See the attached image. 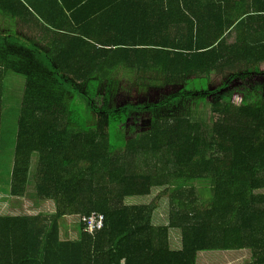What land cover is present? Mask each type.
<instances>
[{
	"label": "trees",
	"instance_id": "obj_1",
	"mask_svg": "<svg viewBox=\"0 0 264 264\" xmlns=\"http://www.w3.org/2000/svg\"><path fill=\"white\" fill-rule=\"evenodd\" d=\"M187 3L186 37L179 41L144 42L154 29L149 17L132 13L130 19L124 5L118 12L127 13L126 26L98 34L81 27L65 35L39 20L38 28L0 32V168L5 100L10 97V110L20 112L14 167L3 193L18 206L29 199L57 207L53 216L35 209L0 216V264H198L200 255L232 252L264 264V97L233 88L264 77V0ZM109 31L110 38L126 31L129 39L101 40ZM10 75L23 87L11 84L16 91L11 86L6 93ZM122 76L140 89L197 81L209 89L151 106L153 126L129 138L125 128L135 109L111 110L108 95L100 93L103 85L117 88ZM231 87L237 99L214 100ZM203 103L210 110L201 118ZM158 190L150 205L126 204L152 199ZM167 196L170 226L157 228L155 206ZM94 214L104 216L105 228L90 236L83 220ZM66 218L79 222L76 241L62 238ZM172 231L182 232L181 251L172 249Z\"/></svg>",
	"mask_w": 264,
	"mask_h": 264
},
{
	"label": "rangeland",
	"instance_id": "obj_2",
	"mask_svg": "<svg viewBox=\"0 0 264 264\" xmlns=\"http://www.w3.org/2000/svg\"><path fill=\"white\" fill-rule=\"evenodd\" d=\"M8 31L15 32V29H8ZM263 74H264V65H263ZM11 78H14L11 80ZM19 79V78H18ZM11 80V81H10ZM120 84L117 88L111 89L110 85H103L100 89V93L109 97V108L111 110L132 107L135 109L129 115L128 125L125 128V135L129 138L135 137L140 133H147L150 127L153 126L155 122V114L152 111V107L154 105H159L161 102L168 100L174 95H178L182 92H190L193 90H202L206 91L209 85L203 83L201 81L195 82L192 86L190 83L186 85H179L175 87H168L166 89H150L151 84L147 83L144 89H140L137 82L132 79L126 77L125 79L122 76V80H120ZM24 82V81H22ZM6 83V82H5ZM17 84L20 89L23 87V83L16 79L15 76L10 75L7 83L5 84L6 93L10 91L12 85ZM216 84V82L214 83ZM13 87V86H12ZM225 88V85H221L220 89ZM234 90L241 92H247L248 90L255 91L261 94L264 97V77L262 78H254L246 84H236L233 87ZM233 88L225 89V91L221 93H217L215 95L214 100L221 101L226 100L230 97L231 100H235L238 98L236 91ZM12 89L15 90L13 87ZM11 89V90H12ZM193 89V90H192ZM209 89V88H208ZM219 89H213L211 92L216 93ZM236 93V95H235ZM13 96V95H12ZM235 96V97H234ZM16 97L20 98L19 94H16ZM14 100L15 98L12 97ZM12 99L9 97L5 100V113H4V121H3V129H2V145H3V162L0 168L1 173V190L2 195L0 197V216H18L21 214H33L34 212L31 209H35L37 212L46 213L47 216L56 215L57 207L54 203L44 202L40 203L38 201L24 199L21 200V204L18 206L16 201L8 196V194L3 193L7 192L8 186L7 181L10 180L11 169L14 167L15 160V149H16V138L18 134V117L20 112H17L16 109L13 111L10 110ZM210 102V101H209ZM209 104V103H208ZM16 105V104H15ZM13 106V105H12ZM17 107H20V101L17 100ZM87 107V106H86ZM200 109L197 111L201 113L196 118H204L207 111L210 110L209 107L204 106V103L200 105ZM207 117V116H206ZM32 175H34L38 169V156L36 155L33 164H32ZM159 191V190H158ZM151 198H135V199H127L126 204L129 206H144L152 204L153 200L159 198L161 191ZM199 198L202 200H208V197L203 194L201 190H199ZM30 195L32 194L29 191ZM162 194V193H161ZM163 203H159V205L155 206L156 210L153 216V224L157 228H167L170 226V198L163 197ZM32 205V206H31ZM13 207H15L14 212L12 211ZM21 212V213H20ZM79 222L76 218H66L61 223L62 228V238L63 240L68 241H76L79 238L78 232ZM171 246L174 251H181L183 249V235L181 231H172L171 237ZM198 264H251L250 254L246 252H232V253H212V254H203L199 256Z\"/></svg>",
	"mask_w": 264,
	"mask_h": 264
},
{
	"label": "crops",
	"instance_id": "obj_3",
	"mask_svg": "<svg viewBox=\"0 0 264 264\" xmlns=\"http://www.w3.org/2000/svg\"><path fill=\"white\" fill-rule=\"evenodd\" d=\"M0 0V32L5 28L20 29L28 27L38 28V20L53 31L70 35L77 32L79 28L88 29L89 34L96 33L99 29H117L126 26L128 18L126 14L118 12V6L124 5L125 10H130L129 18L132 13H144L149 18V25L154 27L148 35L143 36L144 42L179 41L186 37L187 27L183 24L184 15L188 13L189 4L187 0H130L128 4H120V1L128 0ZM85 3H91L87 6ZM85 8L83 9V7ZM171 11L176 13V17H168L166 13ZM136 15V14H135ZM140 16L136 15V19ZM187 17V16H186ZM91 19V20H89ZM100 19L108 22L101 23ZM147 19V18H146ZM147 24V23H146ZM149 27V26H148ZM147 28V27H146ZM137 29V26H135ZM148 29V28H147ZM148 29V31H150ZM26 31V30H25ZM112 31V30H111ZM111 31L105 32L101 40H114L115 42L127 41L125 34L110 38ZM20 33V32H19ZM22 34V32H21ZM52 34V33H51ZM158 35V37L156 36ZM142 34H140V37ZM113 37V36H112ZM131 41L138 38L131 36Z\"/></svg>",
	"mask_w": 264,
	"mask_h": 264
},
{
	"label": "built area",
	"instance_id": "obj_4",
	"mask_svg": "<svg viewBox=\"0 0 264 264\" xmlns=\"http://www.w3.org/2000/svg\"><path fill=\"white\" fill-rule=\"evenodd\" d=\"M83 223L85 226V233L90 236H95L105 228V218L99 214H94L89 218H85Z\"/></svg>",
	"mask_w": 264,
	"mask_h": 264
}]
</instances>
